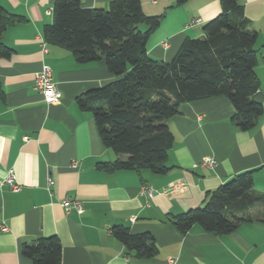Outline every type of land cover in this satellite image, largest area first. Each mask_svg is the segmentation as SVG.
<instances>
[{
	"label": "crops",
	"instance_id": "obj_1",
	"mask_svg": "<svg viewBox=\"0 0 264 264\" xmlns=\"http://www.w3.org/2000/svg\"><path fill=\"white\" fill-rule=\"evenodd\" d=\"M54 1L0 0L4 10L22 18L1 38L11 55L0 59V226L7 229L0 231V264H32L22 256V245L50 236L60 243V264H168L169 258L178 264H264V199L227 235L197 224L182 234L168 221L203 208L211 193L246 171L253 172L254 191L264 195V0L241 1L256 32L259 88L252 98L263 113L252 129L241 131L232 124L234 107L224 97L181 104L167 122L173 144L166 161L170 170L163 175L97 167L118 156L104 147L91 112L77 98L115 77L104 61L80 64L70 51L50 44L43 51L42 30L52 21ZM111 1L81 0L86 9H107ZM140 2L145 15H162L146 42L148 55L160 62H170L187 37L199 38L202 25L221 12L219 0L180 6L175 0ZM44 65L61 93L56 101L46 102L35 89V75ZM205 160L216 166H205ZM8 171L17 192L3 184ZM47 179L53 182L49 187ZM145 186L152 197L142 193ZM64 199L78 201L82 213H65ZM114 226L150 235L156 254L145 259L126 254L112 235Z\"/></svg>",
	"mask_w": 264,
	"mask_h": 264
},
{
	"label": "trees",
	"instance_id": "obj_2",
	"mask_svg": "<svg viewBox=\"0 0 264 264\" xmlns=\"http://www.w3.org/2000/svg\"><path fill=\"white\" fill-rule=\"evenodd\" d=\"M241 1L219 0L220 14L202 25L199 38L187 37L170 62L154 60L146 51L147 39L162 15H145L140 0H113L107 9L83 8L81 0L54 1L52 21L42 30L45 43L70 51L80 64L104 61L115 77L77 98L80 107L91 112L104 147L118 156L98 163L99 169L166 174L173 144L167 122L179 114L183 103L224 97L234 107L235 127L247 131L256 125L263 113L252 98L259 88L254 73L256 32ZM186 2L175 0V5ZM21 20L0 6V59L11 55L1 41L4 31ZM252 173L237 174L211 193L203 208L170 216L168 221L182 234L195 224L214 235L234 232L248 219L249 207L264 199L254 191ZM111 232L128 255L145 259L157 252L148 234H131L122 226ZM21 253L32 264H60L61 246L55 236L40 237L24 243Z\"/></svg>",
	"mask_w": 264,
	"mask_h": 264
},
{
	"label": "built area",
	"instance_id": "obj_3",
	"mask_svg": "<svg viewBox=\"0 0 264 264\" xmlns=\"http://www.w3.org/2000/svg\"><path fill=\"white\" fill-rule=\"evenodd\" d=\"M41 46L44 51V47L46 43L44 40H41ZM35 89L42 95L46 102L56 101L61 98V93L59 92L56 83L52 80L51 70L47 65H44L40 72L35 75ZM28 138L25 137V140ZM205 166L215 167L216 162L214 160H205L203 162ZM76 166V162L72 163V167ZM4 185H8L12 191L17 192L20 190V187L13 181L12 172L8 171L7 176L3 181ZM53 184L51 179H47V186H51ZM142 193L147 197H152L153 190L149 186H145L142 189ZM61 207L64 209L65 213L70 212L71 209H75L77 213H82L83 209L81 204L78 201L64 199L61 203ZM6 227L0 226V231H6ZM168 264H178L177 260L174 258L168 259Z\"/></svg>",
	"mask_w": 264,
	"mask_h": 264
},
{
	"label": "rangeland",
	"instance_id": "obj_4",
	"mask_svg": "<svg viewBox=\"0 0 264 264\" xmlns=\"http://www.w3.org/2000/svg\"><path fill=\"white\" fill-rule=\"evenodd\" d=\"M141 27H143V26H141Z\"/></svg>",
	"mask_w": 264,
	"mask_h": 264
}]
</instances>
